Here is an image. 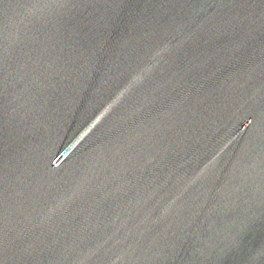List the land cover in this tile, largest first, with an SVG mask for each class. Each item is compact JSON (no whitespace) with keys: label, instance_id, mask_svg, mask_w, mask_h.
I'll list each match as a JSON object with an SVG mask.
<instances>
[{"label":"water","instance_id":"water-1","mask_svg":"<svg viewBox=\"0 0 264 264\" xmlns=\"http://www.w3.org/2000/svg\"><path fill=\"white\" fill-rule=\"evenodd\" d=\"M0 264H264V0H0Z\"/></svg>","mask_w":264,"mask_h":264}]
</instances>
